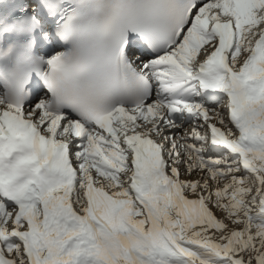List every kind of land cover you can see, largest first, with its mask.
Instances as JSON below:
<instances>
[{
	"label": "snow or ice",
	"instance_id": "obj_1",
	"mask_svg": "<svg viewBox=\"0 0 264 264\" xmlns=\"http://www.w3.org/2000/svg\"><path fill=\"white\" fill-rule=\"evenodd\" d=\"M0 264H264V0H0Z\"/></svg>",
	"mask_w": 264,
	"mask_h": 264
},
{
	"label": "rangeland",
	"instance_id": "obj_2",
	"mask_svg": "<svg viewBox=\"0 0 264 264\" xmlns=\"http://www.w3.org/2000/svg\"><path fill=\"white\" fill-rule=\"evenodd\" d=\"M185 178H188V177H185Z\"/></svg>",
	"mask_w": 264,
	"mask_h": 264
}]
</instances>
